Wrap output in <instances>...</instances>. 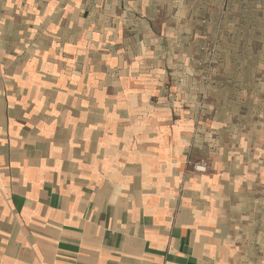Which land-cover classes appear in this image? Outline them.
I'll list each match as a JSON object with an SVG mask.
<instances>
[{"label":"crops","instance_id":"0c3cea01","mask_svg":"<svg viewBox=\"0 0 264 264\" xmlns=\"http://www.w3.org/2000/svg\"><path fill=\"white\" fill-rule=\"evenodd\" d=\"M97 1L0 0V264H236L242 181L192 169L196 114L145 58L159 3Z\"/></svg>","mask_w":264,"mask_h":264},{"label":"rangeland","instance_id":"374dc122","mask_svg":"<svg viewBox=\"0 0 264 264\" xmlns=\"http://www.w3.org/2000/svg\"><path fill=\"white\" fill-rule=\"evenodd\" d=\"M100 1L97 15L114 11ZM157 2L145 58L180 80L181 104L196 114L192 169L205 158L207 172L216 161L242 181L232 211L247 229L233 232L232 262L264 264V0ZM18 28L10 22L9 30Z\"/></svg>","mask_w":264,"mask_h":264},{"label":"built area","instance_id":"2783aa9c","mask_svg":"<svg viewBox=\"0 0 264 264\" xmlns=\"http://www.w3.org/2000/svg\"><path fill=\"white\" fill-rule=\"evenodd\" d=\"M211 167V164L209 160L207 159H201L193 164V168L196 172L199 173H205L207 172Z\"/></svg>","mask_w":264,"mask_h":264}]
</instances>
